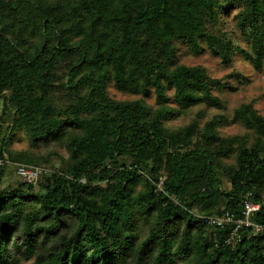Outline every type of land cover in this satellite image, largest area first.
Wrapping results in <instances>:
<instances>
[{"label": "trees", "instance_id": "1", "mask_svg": "<svg viewBox=\"0 0 264 264\" xmlns=\"http://www.w3.org/2000/svg\"><path fill=\"white\" fill-rule=\"evenodd\" d=\"M178 44L264 75V0H0V154L16 131L47 151L12 161L66 154L34 185L0 188V264H264V230L228 245L230 226L193 212L238 216L248 198L264 224V116L233 110L248 137L219 136V115L166 127L199 103L220 108L212 90L227 84L179 63ZM109 84L139 98L115 100Z\"/></svg>", "mask_w": 264, "mask_h": 264}, {"label": "rangeland", "instance_id": "2", "mask_svg": "<svg viewBox=\"0 0 264 264\" xmlns=\"http://www.w3.org/2000/svg\"><path fill=\"white\" fill-rule=\"evenodd\" d=\"M221 27L229 32L231 39L239 46L243 47V43L239 40V37L233 32V21L231 15L223 18ZM176 55L179 63L184 65H200L204 68L205 72L209 77L219 78L222 81H226L227 84L222 89H213L212 94L217 96L221 102L220 108H214L206 106L203 103L191 106L182 113L171 120L164 122V125L170 129L180 128L190 120H196L198 127L214 115H219L225 119L226 123L218 126L217 132L219 136H230V135H246L250 136V132L246 130L239 122L231 121L233 110L241 103H251L252 108L260 115L264 116V75L251 68L248 62L238 54H235L232 61L225 65L222 64L218 58L210 55L206 51H202L199 54H191L183 44L176 46ZM237 73L238 77H230L225 79V75L228 73ZM108 95L115 100H132L139 98V95L120 92L116 90L111 84L107 88ZM146 104L153 106V97L150 96L143 99ZM1 103V102H0ZM1 106V105H0ZM7 124V123H6ZM7 130L1 131L7 134ZM9 152L6 150L8 164L5 166V172L0 181V188L6 185H16L19 182V178L15 175L14 167L16 163H22L19 161H12L9 158V154L18 153L24 151L30 155H43L47 151L44 148H29L27 145V139L23 133L16 131L12 134L11 140L8 146ZM55 154L50 156L49 162L44 164L39 161L35 165L40 168L42 173H49L58 168L60 159L65 157V152L61 148L54 147ZM231 158H222L223 164L230 163ZM221 183L223 188L228 187L226 178L221 176ZM35 190V187H33ZM194 214H200L196 208L193 209ZM176 264H184L183 260L176 259Z\"/></svg>", "mask_w": 264, "mask_h": 264}, {"label": "built area", "instance_id": "3", "mask_svg": "<svg viewBox=\"0 0 264 264\" xmlns=\"http://www.w3.org/2000/svg\"><path fill=\"white\" fill-rule=\"evenodd\" d=\"M8 164L7 155L2 149L0 154V167ZM15 175L26 184L34 185L41 174L40 168L35 165L16 163L14 167ZM163 177H159L156 182V189L161 190ZM259 209V203L251 199H243L238 216L224 210L217 214L201 215L202 221L213 228L222 229L230 226V231L224 240L225 244L233 245L239 240L240 230L250 228L253 232L264 230V224H258L251 220V216Z\"/></svg>", "mask_w": 264, "mask_h": 264}]
</instances>
